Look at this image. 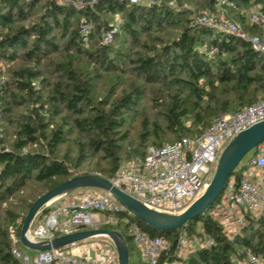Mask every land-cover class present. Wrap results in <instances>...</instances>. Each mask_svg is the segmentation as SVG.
<instances>
[{"label":"trees","instance_id":"16d2710c","mask_svg":"<svg viewBox=\"0 0 264 264\" xmlns=\"http://www.w3.org/2000/svg\"><path fill=\"white\" fill-rule=\"evenodd\" d=\"M41 1L44 2L39 6ZM177 1L182 5V0ZM234 2L235 7L226 8L233 10L241 4H257L264 13V0ZM205 6L214 11L217 0H207ZM117 15L122 18L119 31L113 42L107 44L103 41L104 35ZM191 16L184 8L133 4L130 0H98L93 7L80 10L54 0H0V59L25 62L15 71L16 90L10 91L8 85L0 88V111L16 126L12 144L8 146V140L0 138V203L28 191L19 205L22 214L7 210L8 223H3L0 217V264H25L12 252L17 243V247L22 245L20 230L24 218L42 194L75 176L71 167L76 169L90 158L95 159L97 173L110 179L126 157H144L149 142L164 145L168 134L176 135L177 139L167 143L200 136L216 117L259 101L258 93H262L261 99H264V57L249 42L199 25ZM84 20L96 24L86 36L81 33ZM170 28L179 29L171 40L163 42L154 36ZM244 30L251 35H263V29L256 25L249 24ZM146 38L161 42V46L149 45ZM213 48L217 51L213 52ZM141 49L147 50V54L140 52ZM61 51H68L69 58L56 65L62 76L51 83L35 66ZM81 56L95 65L85 78L74 69V59ZM99 70L135 74L144 80V85L157 84L167 91L166 102L157 107L161 109L163 122L154 121L151 127L148 120H144L138 143H132L130 148L126 146L129 132L125 125L145 88L130 84L113 101H108V108L97 107L92 96L93 81ZM202 79L210 90L200 86ZM34 80H40V90L33 85ZM175 86L180 88L174 90ZM45 87L49 90L43 95L41 91ZM20 92L29 97L38 95L34 100L31 98L28 114L12 119L15 107L31 101L21 97ZM7 93H10L9 98L5 96ZM236 106L239 108L231 111ZM71 137L77 146V156L60 158L59 148ZM32 146L40 149L25 150ZM255 153L256 149L234 174L239 177ZM50 211L46 206L38 221L43 222ZM244 216L245 223L229 237L224 224L208 211L197 220L167 231L147 225L127 210L120 215L138 222L151 236L168 239L171 250L162 255L159 264H240L249 251L264 257V210L260 215L245 212ZM11 227L16 229L17 242L11 238ZM104 228L123 234L130 264H138L131 261L132 253L137 251L125 225L107 224ZM184 234L194 238L207 235L214 243L191 250L182 258L178 255V241Z\"/></svg>","mask_w":264,"mask_h":264},{"label":"built area","instance_id":"2783aa9c","mask_svg":"<svg viewBox=\"0 0 264 264\" xmlns=\"http://www.w3.org/2000/svg\"><path fill=\"white\" fill-rule=\"evenodd\" d=\"M97 1L92 0L90 4ZM130 2L147 6L163 4V0ZM85 5L80 0L75 3L77 9ZM217 5L225 8L236 6L234 0H217ZM249 22L252 26L262 28L263 35H251L216 13L203 14L195 20L199 25L249 42L264 57V13L258 11L252 14ZM120 23L111 24L103 38L105 43L113 42ZM94 29L92 21L84 20L81 24L84 36ZM216 51L217 48H213V52ZM263 121L264 99H260L234 113L216 117L200 136L182 137L173 143L149 146L143 159L134 157L109 180L115 187L153 210L180 214L205 192L224 148L239 133ZM90 189L94 192L76 194L64 203L58 202L64 195L49 202L47 207L50 213L43 222L32 225L29 237L35 241H45L79 230L121 223L133 240L140 264H159L162 255L171 250L168 239L165 236H151L143 231L138 222L129 217H120L127 209L108 191ZM214 208L215 213L212 215L232 220L236 230L245 223V212L259 214L264 210V140L246 162L240 176L236 173L228 179ZM99 237L108 238L94 236L62 249L39 252L35 257L23 253L17 246L12 252L25 264H119L115 246L102 243ZM14 241L17 242L16 238ZM195 243L208 247L213 245L214 240L210 236L200 235L195 238ZM179 244L187 248L190 241L181 236ZM240 264H264V257L249 251Z\"/></svg>","mask_w":264,"mask_h":264},{"label":"rangeland","instance_id":"374dc122","mask_svg":"<svg viewBox=\"0 0 264 264\" xmlns=\"http://www.w3.org/2000/svg\"><path fill=\"white\" fill-rule=\"evenodd\" d=\"M54 1H56L59 4L67 3V4L72 5L74 8H76L75 3L78 2L79 0H54ZM80 1L86 4L85 6H83L84 8L89 7V6L93 7L95 5V4H90L92 0H80ZM43 2L44 1H41L39 6H41ZM206 3H207V0H182V5H180L177 0H163V4H167V5H170L178 9L179 8L186 9L189 12V14L192 15L191 18H193V20H196V18H198L199 16L203 14L216 13V14L223 15L228 20L236 23L243 30L245 29L246 26L250 24L249 17L252 14L260 11V6L257 4H249V5L241 4L240 6H238L237 8L233 10H229V8L220 7L217 5L216 10L211 11L205 6ZM83 7L82 8L80 7L78 9L79 10L83 9ZM38 13L39 12H37V15ZM33 18L36 19V17H33ZM116 22L117 23L122 22V18L119 15L114 17L112 24ZM95 27H96V24H95ZM178 32H179L178 28H170L163 32L155 33L154 36H157L163 42H166L174 38L176 34H178ZM144 40H147L146 42H148L149 45L154 46L156 48H159L161 46V42H157L153 38L151 40H149L148 38ZM140 52H142L143 54H147V50L143 51L141 49ZM68 58H69L68 51L67 52L61 51L60 53H55L52 56H49L46 60H44V62L38 64V66H35V67H37L38 70L42 73V76L44 77V79H46L47 81L51 83H54V82H57L62 76V73L57 71L56 65L66 60L68 61ZM74 62H75L74 69H76V72H78V74L83 78L86 77L85 75L88 71H93L95 69L94 67L95 65L92 62H90L85 56L84 57L81 56L80 58L78 57L75 58ZM24 64L25 62L22 60L9 61L5 59L4 60L0 59V88H3V86L8 85L10 87V91L16 90L15 85L13 84V80H15V77H17L15 75V71L21 69V67ZM130 84L140 85L144 87L145 89L142 94V98L139 100V103L134 107V109L129 114L127 123L125 125V130L129 132V140L126 142L127 144L126 146L127 147L129 146V148L132 146V143H135V144L138 143L139 136L143 131L142 124L144 120H148L151 127L154 121H157L158 123L163 122L164 117L162 116L161 109L157 107L159 106L161 102L162 103L166 102L167 91L162 89V87L157 84L149 85V86L144 85V80L138 78L135 74L125 73L123 71L122 72H116V71L110 72V71H103V70L100 71L99 70L95 74V79L93 81L94 92L92 96V99L94 101L93 103L95 106L100 107V108H104V107L108 108L106 106L108 101L109 102L113 101L117 95L121 94L123 88H127V87L129 88ZM33 85H35V88H37L38 90H40L42 87L40 80H34ZM200 86L204 87L207 91L210 90L209 86H207L206 81L204 79L200 81ZM177 88H180V87L175 86L174 90H176ZM182 88H185V87H182ZM44 89L45 90L41 91L43 95L47 94L46 91L49 90V88L45 87ZM10 93H7L5 96L9 98ZM184 93L185 95H187L186 90L184 91ZM20 95L21 97L30 99L31 101H28L27 104H24L22 106L15 107L16 109L14 110V114L11 117L12 119H15L20 114H28L29 110H31L30 108L32 107L31 98H33L34 100V97H36L38 93L34 95L33 97H29L28 95H26L25 92H20ZM262 95H263L262 93H258L257 100H260L262 98ZM238 108L239 107L236 106L232 108L231 111H235ZM57 120L60 121L59 118H57ZM10 121H11L10 118L8 119V117H5L4 112H2L1 110L0 111V138H3V140H8L9 142L8 146L12 144V142L15 141L14 140L15 135H13V133L16 129L15 124L11 123ZM187 124L190 125L191 121L188 120ZM176 139H177L176 135L168 134L165 137L164 143L171 142ZM148 145L149 146L152 145V142H149ZM35 149H40V148L32 146V147L26 148L25 150H35ZM66 155L68 158H71V159L72 158L75 159V157L77 156V146H76V143L73 142L72 137L69 139V141H67L66 144L64 143V145H62L59 148L58 156L60 158H64ZM135 157H140L141 159H143V157L141 156H135ZM132 159L131 158L128 159V157H126L125 159L126 161H124L122 165L128 164ZM242 163H244V160L242 161ZM95 166H96V160L90 158L86 162V164H84L83 166L76 168V169H73L71 167L70 169H71V173L75 175H80L84 172H89L92 174L100 175L99 173H97V170H95ZM33 187H39V186L33 185ZM91 192H94V191H92L90 188H86L84 189V191H82V193H77V194H83V193L87 194ZM27 193L28 191L26 192V194H23V195H20L19 193L15 194L13 198L10 199L7 203H0V217L2 218L3 223L4 222L8 223V221H10L9 220L10 218L7 216V213H6L7 210L15 212L16 214L23 213L19 205L21 204L23 198L27 196ZM58 202H60V200ZM208 212H210L211 214L212 213L214 214L215 208L214 207L210 208ZM41 213H39V215L35 218L33 222V226H36L40 222L38 220H39V216ZM261 213L256 214V215H260ZM214 217L223 223V219L221 216L215 215ZM17 222H20V219H18ZM227 225L228 224H226L225 222L224 224L225 231L229 237H233L234 234L237 232V230L235 229L236 226L230 229L231 226L229 227ZM15 231H16L15 227L10 228V234L12 236L11 238L13 237L16 238ZM183 237L190 241V246L185 248L183 246H180V244L178 245V255L181 256L182 258L186 257L191 250H194L201 246L200 244L195 243L194 237H191L187 234H184ZM98 240L101 241L102 243L110 244L112 247L115 246L114 242L110 238L99 237ZM16 246H18V243ZM19 247L23 253H27L31 257H35L38 254H40L38 251H35L32 249L29 250V248H26L23 245H20ZM134 257H135V253L134 254L132 253L131 261L134 260Z\"/></svg>","mask_w":264,"mask_h":264},{"label":"water","instance_id":"95a60500","mask_svg":"<svg viewBox=\"0 0 264 264\" xmlns=\"http://www.w3.org/2000/svg\"><path fill=\"white\" fill-rule=\"evenodd\" d=\"M264 140V121L239 133L223 150L216 171L205 192L180 214H168L153 210L125 192L115 187L112 182L97 174L75 175L56 187L42 194L28 210L21 230L20 242L26 248L45 252L64 248L82 242L94 236H106L115 245L119 264H130L127 241L123 234L115 229L90 228L57 236L50 240L35 241L29 237V230L35 218L46 208L49 202L72 191L95 188L108 191L125 210L138 219L161 231L175 230L190 220H197L217 201L228 179L242 167V161Z\"/></svg>","mask_w":264,"mask_h":264},{"label":"crops","instance_id":"0c3cea01","mask_svg":"<svg viewBox=\"0 0 264 264\" xmlns=\"http://www.w3.org/2000/svg\"><path fill=\"white\" fill-rule=\"evenodd\" d=\"M82 191H84V189H80V190H77V191H72L70 193H67V194H65L63 196V199L60 200V202L61 203H64V202H66L67 199L71 198L72 196L76 195L77 193H82ZM221 217L223 219V223L224 224L226 222V224H228L227 226H229V227L231 226L230 229H232V228H234L236 226L235 223L232 222V220H230V219H228V218H226L224 216H221ZM235 229H237V228H235ZM134 261L137 262L138 264H140V258L138 256V253L137 252L135 253Z\"/></svg>","mask_w":264,"mask_h":264}]
</instances>
